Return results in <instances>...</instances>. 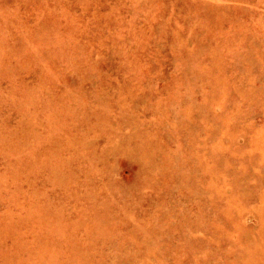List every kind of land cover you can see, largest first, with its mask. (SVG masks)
I'll return each mask as SVG.
<instances>
[{"label":"rangeland","instance_id":"obj_1","mask_svg":"<svg viewBox=\"0 0 264 264\" xmlns=\"http://www.w3.org/2000/svg\"><path fill=\"white\" fill-rule=\"evenodd\" d=\"M0 264H264V0H0Z\"/></svg>","mask_w":264,"mask_h":264}]
</instances>
